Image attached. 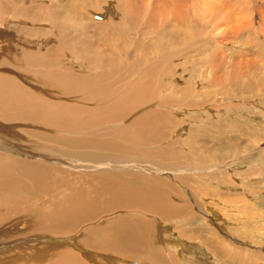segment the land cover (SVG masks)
Listing matches in <instances>:
<instances>
[{"label": "rangeland", "instance_id": "rangeland-1", "mask_svg": "<svg viewBox=\"0 0 264 264\" xmlns=\"http://www.w3.org/2000/svg\"><path fill=\"white\" fill-rule=\"evenodd\" d=\"M18 55L27 62L16 63ZM47 65L68 78L59 84V73L42 74ZM0 71L75 114L52 121L61 128L0 116V146L63 169L64 188L92 189L86 180L96 172L109 189L129 185L134 158L98 145L120 139L147 153L132 172L145 178L137 187L149 203L108 215L101 205L94 223L63 218L60 235L20 234L30 223L10 215L0 221V264H66L53 255L64 248V259L76 253L86 264H264V0H0ZM89 162L110 163L103 173L83 169ZM51 200L43 199L56 213ZM167 213L177 215L166 220ZM124 216L150 223L153 243L126 256L81 245V228L103 229L119 217L123 225Z\"/></svg>", "mask_w": 264, "mask_h": 264}, {"label": "bare ground", "instance_id": "bare-ground-1", "mask_svg": "<svg viewBox=\"0 0 264 264\" xmlns=\"http://www.w3.org/2000/svg\"><path fill=\"white\" fill-rule=\"evenodd\" d=\"M78 4H80V2ZM78 6L79 5H77V7ZM91 51L89 53H91ZM97 54H98V52H97ZM107 56H109V55H107ZM30 58H32V57H30ZM99 58H101V60H103L104 56L102 55V57H101V55H99ZM23 60H25V61H23ZM31 60H33V59H31ZM35 60H36V58H35ZM14 61L16 63H19V64H24L25 62H27L26 59L22 55L16 56ZM40 65L42 67L43 64L40 63ZM102 65L103 64H101V66ZM43 67L46 68V66H43ZM47 68H48V71H42V74L45 75L48 73H50V74L52 73L55 75L56 73H59V75H56V80H57V83H59V84L68 78V77L63 75L64 74L63 70H59L56 68L51 69V68H53L51 65H49V66L47 65ZM2 74L3 73H0V116L2 117L3 120H6L7 117L13 118V119L20 118V119L25 120V121H31V120L34 121L35 120V121H38L39 123L47 124V125H49V127L55 126L57 128H61L63 125V121L62 122H52V121L55 119H58L64 112H67V111H71L73 118H75V114L73 113V108H71L70 105H56V104H52V103H45L44 99L39 94H36L33 91L31 92V90L28 91L30 88L22 85L21 82H19V81H17V79H15L16 77L15 78H13V77L12 78H10V77L6 78L7 75H4L5 78H3L1 76ZM66 75H67V72H66ZM32 96H34L36 100L33 99ZM31 99H32V101H31ZM88 99H90V98H88ZM43 112L48 115L47 118H44V116L42 115ZM9 118L7 120H9ZM87 122H90V120H88ZM67 123L71 125V127L73 128L74 131H76V125H75L73 119L67 121ZM44 127H46V126L44 125ZM30 131L31 130H29V132ZM34 131H36V130H34ZM29 132H28V134H32ZM40 134H41V131H40ZM32 135L34 136V134H32ZM43 135L47 136L46 138L49 137L45 133H43ZM37 136L38 135L36 134V137ZM49 139H50V137H49ZM134 140L136 142L135 144H138V143L143 144V141H144L143 139L139 140L137 137H135ZM79 142L80 141H78V143ZM87 142H86L87 145L91 144L90 143L91 141L88 143ZM145 144H147V143H145ZM123 145H124L123 142H121L120 139L119 140L117 139L116 142L112 141L111 144L109 142H107L103 146L98 145V147H103L104 151L109 149V147H111L113 149H117L116 150L117 152H125V153L128 152V154H131V152H132L131 157L134 159L129 160V163L127 164L128 167H126V169L129 171L128 174H131V176H132V174L135 175V177L133 176L135 180H131V176H130V178H128V182H126V184L127 183L129 184L127 187L124 185H121V186H114L112 188L105 189V188H103V186H101V184L96 183V182L94 184H92V181H91L92 179H88V180H86V183L91 182V184L89 186H91V188H92L89 190H88V188L85 189L84 183H83L82 187H76L73 189L64 188L63 183L61 182L62 178L59 177V174H63V169L59 170V168L57 166L49 165L48 162H46L43 158H36L33 160L28 159V158H26L28 156V154L23 153L21 150L13 149V148H7L6 146H0V221L5 220V218H8L10 215L13 216L14 214H23V215H25L26 220L30 223V226H29L30 232H29V229H27V230H24L25 231L24 233H20V234H24L25 236L37 235V234H41L44 236H48L49 234L60 235L62 233L64 234V231L62 229L63 218H67L70 221H78L81 224L94 223L96 220H93L90 218L99 213L98 211H99L101 205L105 206L103 209H111V211L103 212V215H108V214H110V212L113 213L116 211H120L121 209L132 210L136 206H139V205H142L145 203L149 204V203H147V197L144 195H140L141 192L139 193V189L137 187V186H139L140 179L143 180L145 178L143 176H141V174L139 175V173L132 172V170L134 171L136 169L141 171L143 166L141 165L139 167V164H138L139 161H138V159H136L137 158L136 156H138V154L144 155L145 152L139 151L135 148H133V150H131L130 147L123 148ZM150 154L151 153H148V155H150ZM92 155H93V153L87 152V153L83 154V157L86 160H89L92 158ZM144 156L147 157V153ZM151 156L154 157L157 155L153 154ZM140 157H142V156H140ZM148 158H149V160L152 159L150 157H148ZM193 158L194 157H192V159ZM142 159H143V157H142ZM201 161H203V160H201ZM109 163L110 162H107L106 165L103 166V165H99V164L97 165L96 162H95V165H94V163L89 162V164L87 163L84 166L85 168H83V169L95 170L97 172L101 171L104 173V170H102V169H104V167H107ZM198 163H199V161H198ZM56 164H58V163H56ZM94 174L93 173L91 174L92 177L94 176ZM105 174H106V172H105ZM165 181L170 183V181L168 179ZM95 186H96V188H94ZM167 187H170V184H168ZM53 188H56V189L58 188L60 190H63V192H61L62 194L59 197L55 198L54 197L55 195L52 194ZM119 188H122V191H120ZM147 188H149V187H147ZM175 189H177V188H175ZM82 190H84V191H82ZM86 190L91 191L93 193V195H95V198H93V196L92 197L89 196L88 193H87L88 196H85ZM168 191H169V189H168ZM119 192H122L124 194V196L119 195ZM49 193H51V195L53 197V200H51V202H50V206L54 211H56V213L48 211V207L45 204L46 201H43V199L46 198V196L49 195ZM167 195H169V193ZM34 199L36 201L39 200V201H43V202L38 204L37 202L34 201ZM149 199L151 200V198H149ZM113 201H116L115 205H113ZM152 203H155V202H152ZM164 203H166V202L164 201ZM181 204H183V203H181ZM109 205L111 206V208L108 207ZM141 210L142 211L144 210L146 213L151 214L150 208H148L146 206H141ZM163 210H165V208ZM152 213L154 214L155 211ZM184 213H187V212H183L182 214H184ZM187 214H189V213H187ZM175 215H177V214L171 215V213H167V214H165L164 219L167 220L169 216H172L174 218ZM145 216H143V217H145ZM185 217H188V216H185ZM98 219L99 218H97V220ZM134 219H135V217H134ZM123 220L126 221V224L122 225L121 224V218L119 217L117 220L110 222V225L108 227L103 228V229H93L92 230V228L90 227L91 230H90V228L86 230V229L81 228V231L79 234L82 233V235H80V236H82V238L85 239V242L83 241L81 243V245H83V247H88V246L92 245V247L94 246V248L98 247V250L99 249L104 250L102 252H105V250L112 249V250L120 251L121 255L126 256L127 252L134 251L135 249H137L139 244L142 241L148 240L151 243V241L153 240V238H152L153 232H152V230H149V228L152 229V227H149L150 223L149 224L148 223L143 224L142 220H139L135 223H129V216H124ZM98 221L100 222V220H98ZM2 224H3V222H2ZM103 224H104V222H103ZM143 225H148V226H143ZM5 227H2V228L6 229ZM23 228H25V227H23ZM93 228H94V226H93ZM109 231H111V232H109ZM95 234H96V236H95ZM110 234H112V236H110ZM125 235H126V238L124 239L123 236H125ZM85 236H88V238H85ZM82 238H80V239H82ZM90 239H91V241H90ZM152 243H153V241H152ZM108 244L110 247L108 246ZM107 246H108V248H107ZM148 248L149 247H147V249ZM66 250H67L66 248H64L61 251L56 250L57 253L54 252L53 255H55L56 259L60 257V259H61L60 262L62 260H64L62 262H65L66 264H86L80 258V256H78L76 253L75 254H73V253L69 254L68 253V257H66L67 259H64L63 254L66 253ZM39 251L40 250L38 249V252ZM124 251L126 253H124ZM112 252H114V251H112ZM49 253L50 252L47 253V256L48 255L51 256V254L53 252L51 254H49ZM151 254H153V250H151ZM148 255H150V254H148ZM33 258L31 259L29 257V259H31V261L34 260ZM40 258H42V257H40ZM48 258H50V257H48ZM53 258H54V256H53ZM29 259H28V261L31 262ZM41 260L43 261V259H41ZM47 260L49 261V262L47 261L48 263H51L53 261V260L50 261L49 259H47ZM36 261L32 262V264H37L38 261L37 262ZM40 263H42V262H40ZM28 264H31V263H28ZM44 264H46V263H44Z\"/></svg>", "mask_w": 264, "mask_h": 264}, {"label": "crops", "instance_id": "crops-1", "mask_svg": "<svg viewBox=\"0 0 264 264\" xmlns=\"http://www.w3.org/2000/svg\"><path fill=\"white\" fill-rule=\"evenodd\" d=\"M101 176L102 175H100L99 173H96V174H94V177H92V179H93V181L94 182H92V184H94L95 182L96 183H99V184H106L107 183V181H105V180H103V179H101Z\"/></svg>", "mask_w": 264, "mask_h": 264}]
</instances>
